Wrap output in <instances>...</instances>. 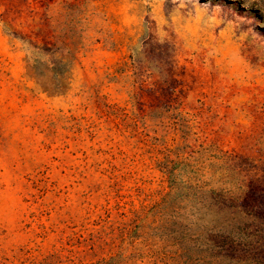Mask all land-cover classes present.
<instances>
[{
	"label": "rangeland",
	"instance_id": "374dc122",
	"mask_svg": "<svg viewBox=\"0 0 264 264\" xmlns=\"http://www.w3.org/2000/svg\"><path fill=\"white\" fill-rule=\"evenodd\" d=\"M0 264H264V0H0Z\"/></svg>",
	"mask_w": 264,
	"mask_h": 264
}]
</instances>
